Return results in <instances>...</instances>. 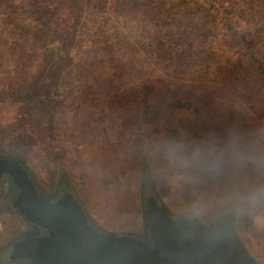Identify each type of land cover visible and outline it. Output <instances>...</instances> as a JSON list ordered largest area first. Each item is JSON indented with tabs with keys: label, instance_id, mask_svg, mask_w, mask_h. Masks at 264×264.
I'll use <instances>...</instances> for the list:
<instances>
[{
	"label": "trees",
	"instance_id": "trees-1",
	"mask_svg": "<svg viewBox=\"0 0 264 264\" xmlns=\"http://www.w3.org/2000/svg\"><path fill=\"white\" fill-rule=\"evenodd\" d=\"M122 20L133 23V34ZM43 48L49 70L38 69L36 82L51 77L93 91V79L104 95L132 91L149 116H169L175 141L201 146L196 166L231 169L248 158L233 146L258 141L256 129L264 133V0H0L6 92L18 94L13 64L46 66ZM209 126L219 141L213 151L205 148L214 138L198 134Z\"/></svg>",
	"mask_w": 264,
	"mask_h": 264
},
{
	"label": "rangeland",
	"instance_id": "rangeland-1",
	"mask_svg": "<svg viewBox=\"0 0 264 264\" xmlns=\"http://www.w3.org/2000/svg\"><path fill=\"white\" fill-rule=\"evenodd\" d=\"M122 23L128 33H134L131 21ZM46 54L45 48L40 50L42 61ZM43 63L45 67L40 62L32 67L13 64L21 75L11 91L17 96L6 92L0 82L1 157L21 161L48 189L66 183L93 225L105 231L142 229L140 213L147 205L142 195L148 192L173 214L194 215L204 223L222 220L232 212L241 239L264 264V133L260 129L252 133L260 137L258 141L233 146L248 158L231 169L196 166L193 157L200 158L201 146L175 141L172 137L178 133L169 131V116L152 119L140 99L136 105L132 91L104 95L101 88L96 90L93 79L88 83L93 91H84V86L71 90L58 81L55 85L51 77L39 83L32 76L38 69L49 70L48 61ZM14 70L9 67L8 81ZM25 72L30 73L29 80L22 89ZM212 131L211 126L202 127L198 134L212 139ZM207 143L206 150L219 145L215 138ZM24 224L0 183L1 249L20 236ZM1 249L0 264H21L9 263Z\"/></svg>",
	"mask_w": 264,
	"mask_h": 264
},
{
	"label": "water",
	"instance_id": "water-1",
	"mask_svg": "<svg viewBox=\"0 0 264 264\" xmlns=\"http://www.w3.org/2000/svg\"><path fill=\"white\" fill-rule=\"evenodd\" d=\"M22 165L0 159V175L8 173L17 186L16 210L47 230L13 244L9 256L28 262L23 264H262L241 239L232 212L204 223L173 214L152 195L141 210L139 231L95 229L74 195L39 199Z\"/></svg>",
	"mask_w": 264,
	"mask_h": 264
},
{
	"label": "flooded vegetation",
	"instance_id": "flooded-vegetation-1",
	"mask_svg": "<svg viewBox=\"0 0 264 264\" xmlns=\"http://www.w3.org/2000/svg\"><path fill=\"white\" fill-rule=\"evenodd\" d=\"M0 159L1 160L2 159L12 160L14 158L1 157L0 156ZM14 160H16V159H14ZM16 161H18V160H16ZM22 167L25 168L26 172L28 173L30 181H31L39 199H43V200L51 202V201H55L60 196H63V195L68 194V193L74 195L78 199V197L75 195L73 190L66 183H64V185L62 183H60V184L55 185L51 189H48L46 187H43L39 183V181H37V179L34 177V175L24 165H22ZM0 183L4 184L5 190L7 192V198L10 199V202H13V200L15 199V194H16L18 189H17V186L12 182L10 175L8 173H5V172L2 173L0 175ZM147 183H149V182L147 181ZM152 195H154L152 192H148V194H143L142 195L143 201L147 203L148 198ZM79 202H80V200H79ZM85 212H86V210H85ZM18 214H20V212H18ZM22 217L24 219L25 224H24L23 228L21 229L22 230L21 233H19L20 236H18L13 241L7 243V245L3 246L2 247L3 249L0 248L3 251V255H5V254L7 255V261L9 263L17 262V263L23 264V261H24V260H20L18 258H11L9 256L13 244H15L19 240H24V239H27L30 237L41 236V235L47 234V230L45 228H42L41 226L37 225L36 223H33V222L26 220L24 216H22ZM228 219L230 220L231 218L229 217ZM89 221L95 229H98V227L93 225V222L90 219H89ZM24 262L28 263L27 261H24Z\"/></svg>",
	"mask_w": 264,
	"mask_h": 264
}]
</instances>
